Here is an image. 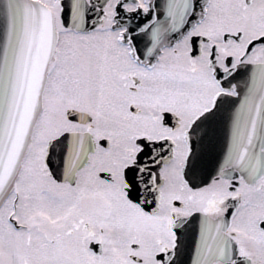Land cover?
<instances>
[{
    "label": "snow or ice",
    "instance_id": "obj_1",
    "mask_svg": "<svg viewBox=\"0 0 264 264\" xmlns=\"http://www.w3.org/2000/svg\"><path fill=\"white\" fill-rule=\"evenodd\" d=\"M0 264H264V0H0Z\"/></svg>",
    "mask_w": 264,
    "mask_h": 264
}]
</instances>
